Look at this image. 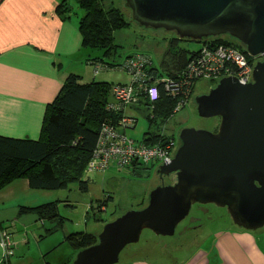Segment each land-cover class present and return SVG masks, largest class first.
<instances>
[{"label": "water", "instance_id": "obj_1", "mask_svg": "<svg viewBox=\"0 0 264 264\" xmlns=\"http://www.w3.org/2000/svg\"><path fill=\"white\" fill-rule=\"evenodd\" d=\"M125 6L129 21L141 27L198 42L230 36L261 59L252 82L223 77L194 97L200 117L220 119L217 129L183 127L174 157L157 169L162 177L174 174L175 182L161 183L147 205L107 222L71 264H116L144 229L174 235L196 203L226 208L246 230L264 227V0H125Z\"/></svg>", "mask_w": 264, "mask_h": 264}, {"label": "rangeland", "instance_id": "obj_2", "mask_svg": "<svg viewBox=\"0 0 264 264\" xmlns=\"http://www.w3.org/2000/svg\"><path fill=\"white\" fill-rule=\"evenodd\" d=\"M114 1L130 20V10L126 8L125 0ZM70 4L73 17H76L77 13L78 17L84 14L76 0H70ZM175 36L174 32L147 29L131 22L129 27L114 32V41L118 47L112 53V57H107L106 60L120 64L128 55L144 53L151 56L154 65L162 64L160 69L166 71L170 67L165 63L168 59L169 40ZM178 45L179 48L197 51L203 42L180 40ZM87 52L90 53V57H99L102 54V51L96 50H86ZM255 59L257 62L261 58L256 57ZM86 67L91 76L93 72L98 73L97 78L100 77L113 85L118 82L131 83L134 77L121 68H109L105 70V73H102L104 69H98L96 73V67L92 61H89ZM172 69H176L175 65ZM89 79L86 78V81ZM217 82V80H199L187 97L185 107L170 119L167 118L165 122L159 119L150 125L148 115L151 114V109L144 103L126 107L125 114L136 117L138 121L134 127L124 129V132L135 140L143 139L144 133L149 130L162 133L166 137L177 136V149L181 144L180 130L185 126L215 131L220 124V119L200 117L194 97L208 92L216 86ZM159 165L160 162L156 161L150 164L142 163L138 166L117 167L113 165L104 172L87 169L84 172V179L89 180L87 190H82L78 182H71L67 188L46 190L50 191L46 194L53 192L52 194L55 195L59 213L65 217L64 223L62 226H57L50 234L41 236L40 233H44V227L49 225L55 228L56 223L43 219L47 221L44 226L40 220H36L30 227L36 230L27 232L22 223L15 225L14 220L5 218L6 220L0 225L12 234V238L15 237L21 242L25 239L23 243L27 244L25 250L16 254L17 247L14 256L16 259L25 260L23 264H60L75 258L79 249L69 244L67 239L69 234L85 231L99 235L107 222L131 209L147 205L150 192L161 183L160 174L157 171ZM175 179L176 177L173 179L172 176H167L163 179L165 180L163 185L172 184ZM199 206H202L204 210L202 211ZM193 217L198 218L191 221ZM234 227L237 228V225L235 226L226 208L212 203H196L192 206L189 216L178 224L174 235H157L150 229H144L137 243L130 244L123 249L119 262L116 264H133L136 259H147L151 264H184L200 248L208 250L214 246L217 231Z\"/></svg>", "mask_w": 264, "mask_h": 264}, {"label": "trees", "instance_id": "obj_3", "mask_svg": "<svg viewBox=\"0 0 264 264\" xmlns=\"http://www.w3.org/2000/svg\"><path fill=\"white\" fill-rule=\"evenodd\" d=\"M76 2L84 11L79 18L82 47L88 51H102L99 57L89 55L87 60L92 61L94 65L99 64L104 69L121 68L127 71L128 59L136 58L139 53L126 56L120 64L106 60L107 57H112V53L118 47L114 41V32L131 24L123 9L114 0H76ZM71 12L70 0H62L56 7L57 15L63 19H66ZM180 40L176 36L169 40L168 59L165 60L167 66L170 65L168 70L163 71L160 66H155L151 56L145 54L150 58L144 71L150 76L161 73V77L164 72L168 77H176L181 73L192 54L197 51L179 48ZM204 42L211 45L235 46L247 54L245 46L230 36L211 37ZM174 65L176 69L173 70ZM114 85L96 80L83 83L82 76L69 73L55 99L46 107L38 139L15 138L0 134V189L15 179L26 178L31 188L38 190L63 189L71 182H78L82 190H87L89 180L84 179V172L93 158L102 126L107 123H118L122 116V112L111 110L107 106L111 103V88ZM158 85L160 97L154 104V111L148 116L150 125L159 119L165 122L167 118L173 117L175 115L173 110L178 101L177 97L166 94L164 81H160ZM142 101L147 106L151 105L147 99ZM161 139H164L162 133L149 130L145 133L143 141L158 142ZM30 211L34 212L39 220L45 219L56 223L55 228H47L48 234L57 226H62L65 220V217L59 213L57 200L34 207L20 208V214ZM67 239L69 244L74 246L73 248L80 250L95 244L98 235L79 231L69 234ZM71 262L72 259H69L60 264H71Z\"/></svg>", "mask_w": 264, "mask_h": 264}, {"label": "crops", "instance_id": "obj_4", "mask_svg": "<svg viewBox=\"0 0 264 264\" xmlns=\"http://www.w3.org/2000/svg\"><path fill=\"white\" fill-rule=\"evenodd\" d=\"M61 1L0 0L1 135L38 139L46 107L55 99L69 73L82 76L83 83L93 80L109 82L100 77L98 79L96 77L98 73L93 72L91 76L86 69L89 54L82 47L80 17L78 13L76 17L70 13L66 19L57 15L56 7ZM105 70L108 69H104L102 73H105ZM165 73L163 77L161 73L157 76L152 74L153 82L159 78H169ZM86 78L90 79L86 81ZM114 100L112 97L110 102ZM139 103L144 102L137 104ZM148 107L152 114L154 106ZM119 110L114 111L119 112ZM124 110L120 111L121 118L133 117L126 115ZM120 120L113 125L124 135H126L124 129L134 127L137 123L124 127L120 124ZM133 140L144 142L143 139ZM48 192L50 191L31 188L26 178L13 180L0 189V223L6 219L14 220L15 225L22 223L27 232H34L36 229L30 227L34 221L39 220L37 215L31 211L20 214V208L55 201L53 192L46 194ZM40 221L44 226L47 224V221ZM44 228V233H40L41 236L47 235V228L53 226L48 225ZM12 239L13 242L15 241L14 244L16 243L15 250L18 247L16 254L26 249L27 244L23 243L25 239L22 242L15 237ZM213 245L208 250L200 248L184 264H264V227L258 230H246L237 226V228L219 230L215 233ZM23 263L25 260L16 259L15 256H11L8 261L0 259V264ZM133 264L151 263L147 259H136Z\"/></svg>", "mask_w": 264, "mask_h": 264}, {"label": "built area", "instance_id": "obj_5", "mask_svg": "<svg viewBox=\"0 0 264 264\" xmlns=\"http://www.w3.org/2000/svg\"><path fill=\"white\" fill-rule=\"evenodd\" d=\"M192 54L185 69L176 77L159 78L153 82L144 68L149 63L150 56L139 53L136 58L128 59L126 69L132 74V82L127 85H114L109 109L119 111L147 99L151 106L159 100V82H165L166 94L178 98L174 107V114L186 105V99L199 80H217L223 77L236 76L241 83L252 82L256 57L249 58L243 50L225 44H205ZM259 57V56H258ZM152 61V60H151ZM95 71L102 69L95 64ZM137 119L123 116L120 124L124 127L135 125ZM180 141V139H179ZM181 143V142H180ZM178 145L177 136H165L158 142H136L129 136L122 134L113 124L102 126L98 144L93 158L89 162L88 170L106 171L111 166H128L150 164L159 161L160 164L170 162L174 157ZM15 253V244L11 234L0 225V259L8 261Z\"/></svg>", "mask_w": 264, "mask_h": 264}, {"label": "flooded vegetation", "instance_id": "obj_6", "mask_svg": "<svg viewBox=\"0 0 264 264\" xmlns=\"http://www.w3.org/2000/svg\"><path fill=\"white\" fill-rule=\"evenodd\" d=\"M153 109H154V107H153ZM170 176H172L173 179H174V177H175L174 174H172V175H170ZM165 177H167V176H163V177H162V176L160 175L161 183H163V182L165 181V180L163 181V179H165ZM161 183H160V184H161ZM162 185H163V184H162ZM199 208H200L202 211L204 210V208H203L202 206H199ZM197 218H198V217H193V218L191 219V221H194V220L197 219ZM192 227H193V225H192Z\"/></svg>", "mask_w": 264, "mask_h": 264}, {"label": "clouds", "instance_id": "obj_7", "mask_svg": "<svg viewBox=\"0 0 264 264\" xmlns=\"http://www.w3.org/2000/svg\"><path fill=\"white\" fill-rule=\"evenodd\" d=\"M181 142V141H180Z\"/></svg>", "mask_w": 264, "mask_h": 264}]
</instances>
